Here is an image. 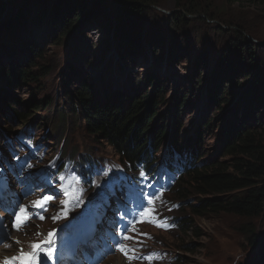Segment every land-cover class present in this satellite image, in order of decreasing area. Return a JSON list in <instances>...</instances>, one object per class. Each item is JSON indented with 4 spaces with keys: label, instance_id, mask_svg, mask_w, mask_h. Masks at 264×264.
I'll list each match as a JSON object with an SVG mask.
<instances>
[{
    "label": "rangeland",
    "instance_id": "obj_1",
    "mask_svg": "<svg viewBox=\"0 0 264 264\" xmlns=\"http://www.w3.org/2000/svg\"><path fill=\"white\" fill-rule=\"evenodd\" d=\"M153 1L155 5L151 8L154 14L147 17V22L137 36L138 41L134 40L136 35L127 27L124 33L132 36L127 37L122 47L118 46L120 49L116 48L114 41L117 23L111 16V8L106 5H102L104 9L98 8L100 17L88 23L83 21L79 29L76 28L63 40L55 38V26H50L53 22L51 17L44 19L40 28H31V37L42 54V58L37 62V69L50 73L36 83H24L8 89V92L20 103L50 100L51 113L63 109V102L68 93L72 94L83 80L92 85L98 94L106 92L110 96L127 95L140 91L148 95L150 87L147 86L146 79L152 76L154 80L163 82L165 89L159 113L165 116L166 136L175 133L180 139L179 144L182 140L197 139L201 161L228 160L223 151L222 136L223 131L227 130L226 124L232 122L229 114L232 106L222 104L217 111L213 107V99L216 88L220 91L222 89L223 93L230 89L228 93L231 96L235 92V97L240 92V89L230 86L240 77L238 64L230 67L232 72L226 84L212 81L209 85V82L215 72V66L220 61L223 47L228 41L227 37L232 36L233 31L238 29L246 40L264 45V0ZM189 7L195 9L188 14L185 11ZM179 17L187 19L189 24L186 28H175L172 25V19ZM55 41L57 45L54 44ZM120 42L119 39L116 41ZM171 45L173 56L167 54ZM133 48L134 52L130 53ZM119 54L123 55V58H120ZM16 55L21 56L24 63L28 61L26 53L16 51ZM197 58L204 59L205 65L194 73ZM13 59L17 60L18 57ZM223 64L229 66L230 58ZM241 65L243 71L246 70L243 62ZM224 71V67L220 65L216 73L223 74ZM194 74L199 78V83H195ZM241 81L239 79L238 82ZM1 87L0 85V89ZM183 93L187 96V101L183 103L182 110L177 112L174 97ZM111 99L113 100V97ZM37 117L42 121L29 129L26 127L24 132L13 119H10L7 125L5 121H1L0 138H12L29 132L43 143L48 157L60 152V149H74L79 151V155L91 153L97 158L117 161L111 148L95 143L90 136L81 133L77 125H67L73 124L71 120L65 119L67 127L56 132L45 112L38 113ZM207 124L210 125L209 128L202 131L203 125ZM260 134L264 136V123ZM47 140H51L48 146ZM167 145L164 143L160 147L158 155ZM7 158L10 160L11 156L8 155ZM106 169L100 173L104 179L114 174L112 169L107 172ZM176 218L179 219V215ZM182 219L183 217L181 221ZM190 219L192 223L188 226L189 231L176 235L178 242L172 239L178 230L167 234L148 230L162 241V245L155 243V246H163L172 256H177L179 264H264L263 216L245 220L220 214ZM246 225L259 237L253 247H250L248 242ZM175 247H179V251H175ZM114 259L110 264H114Z\"/></svg>",
    "mask_w": 264,
    "mask_h": 264
},
{
    "label": "trees",
    "instance_id": "obj_2",
    "mask_svg": "<svg viewBox=\"0 0 264 264\" xmlns=\"http://www.w3.org/2000/svg\"><path fill=\"white\" fill-rule=\"evenodd\" d=\"M105 1L109 3L106 4ZM102 5L112 10L111 16L117 23L115 35L113 34L114 41L116 48L120 49L118 46L122 47L127 37L132 36L124 33L127 27L136 35L134 40L138 41L137 36L147 22V17L154 14L151 7L155 2L153 0H0V85L2 86L0 122L5 121L7 125L8 121L13 119L21 130H25L26 127L29 129L42 121L36 116L40 112H45L51 119L52 128L60 132L67 127L65 119H69L73 124L67 125L72 127L77 125L81 133L90 136L95 143L111 148L119 162H127L130 166L141 162L148 164L164 143L171 148L187 149L192 154L191 169L171 190V199L184 207L179 210L183 221L176 235L189 231L188 226L192 223L190 218L193 217L204 218L220 214L233 215L245 220L264 217V136L260 134L264 123V45L246 40L238 29L233 31L232 36L227 37L228 41L223 47L220 61L215 66V72L209 82V85L213 83L212 81L221 85L226 84L232 72L230 67L238 64L240 77L230 86L240 89V92L235 97V92L231 96L228 93L230 89L223 93L222 89L220 91L216 88L213 99L215 104L213 107L217 111L222 104L232 106L229 112L232 122L226 124L227 130L223 131L222 136L223 151L228 160L201 161L197 139L182 140L180 145V139L175 133L166 136L165 116L159 113V106L164 101L165 89L163 82L154 80L152 76L146 79L147 86L150 87L148 95L140 91L127 95L110 96L106 92L98 94L92 85L82 79L74 92L68 93L63 102V109L51 113L50 100L20 103L8 92V89L19 87L24 83H36L41 77L44 78L50 73L44 69H37V62L42 58V54L32 41L31 28H40L44 19L51 17L54 23L52 22L50 26H55V38L63 40L76 28L79 29L83 21L88 23L100 17L98 8L101 9ZM193 9L189 7L185 12L192 13ZM172 23L175 28L182 27V29L189 24L184 17L172 19ZM118 39L120 43H116ZM56 43L57 41L54 44L57 45ZM134 50L131 49L130 53ZM168 50L167 54L173 56V45ZM16 51L26 53L28 61L24 63V59L16 55ZM119 56L123 58V55L119 54ZM13 57L18 59L14 60ZM228 57L230 65L225 66L223 63L228 61ZM242 62L246 69L244 71L241 68ZM204 63V59L197 58L194 73L201 69ZM220 65L225 69L223 74L216 73ZM194 79L195 83H199L198 77ZM239 79L242 81L238 82ZM186 98L185 93L180 96L175 95L177 112L184 107ZM209 126V124L203 125L202 131L207 130ZM50 143L51 140H47V145ZM64 152L68 156H75L79 151L71 149ZM249 229L250 226L246 225L245 230L249 233L248 242L250 247H253L259 241V237ZM173 239L178 242L175 236ZM175 250L179 251V247H175Z\"/></svg>",
    "mask_w": 264,
    "mask_h": 264
},
{
    "label": "snow or ice",
    "instance_id": "obj_3",
    "mask_svg": "<svg viewBox=\"0 0 264 264\" xmlns=\"http://www.w3.org/2000/svg\"><path fill=\"white\" fill-rule=\"evenodd\" d=\"M140 175L141 177H144L145 173L142 171ZM148 195L149 197H154L155 193H149ZM52 199L53 197L45 195L37 199L36 201H34L32 203V208L46 210L47 203ZM152 202L153 201L151 198L147 200V203L149 205L152 204ZM151 211H152L151 209L146 208L144 211L140 213V215L141 217L147 216L150 214ZM14 216H15V219L12 222V227L15 228L17 231L21 230L22 226L26 224L29 219L32 218L26 206H21L19 210L15 212ZM59 216H60V213H57V215L53 216L52 219L55 221L56 219L59 218ZM36 218L43 220L45 217L39 212H37ZM143 222H145L143 219H140L137 221V223H143ZM148 222H152V221L149 220ZM0 223H2V221H0ZM156 226L157 227H168V225H163L159 223H157ZM37 235H39V233H37ZM53 235H54V232H49L47 238L44 241L40 243H33L30 245L32 249L31 252H24L23 249H21L18 256L6 257L3 261H0V264H45L44 261H41L39 259L41 253L46 258L47 261H51L53 259V252H54V249L51 246L54 243V241L52 240ZM122 239L128 240V239H131V237H129L127 234H124L122 236ZM15 243H19V241H16ZM44 245H48V247H44ZM117 250L124 253V255L127 257L129 249H126L120 244H117ZM132 258L135 259L136 257H132ZM144 259L150 260L152 259V257L147 256V257H144Z\"/></svg>",
    "mask_w": 264,
    "mask_h": 264
},
{
    "label": "bare ground",
    "instance_id": "obj_4",
    "mask_svg": "<svg viewBox=\"0 0 264 264\" xmlns=\"http://www.w3.org/2000/svg\"><path fill=\"white\" fill-rule=\"evenodd\" d=\"M8 251H9V249H8ZM0 254H2V255L4 254L2 249L0 250ZM119 259L120 258L118 256H116V258L113 260V261H115L114 264H119L121 262Z\"/></svg>",
    "mask_w": 264,
    "mask_h": 264
},
{
    "label": "water",
    "instance_id": "obj_5",
    "mask_svg": "<svg viewBox=\"0 0 264 264\" xmlns=\"http://www.w3.org/2000/svg\"><path fill=\"white\" fill-rule=\"evenodd\" d=\"M256 247H257V245H256Z\"/></svg>",
    "mask_w": 264,
    "mask_h": 264
}]
</instances>
